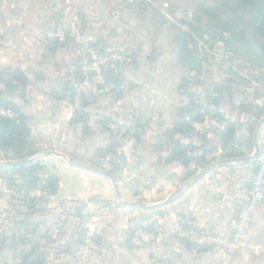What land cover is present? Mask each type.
<instances>
[{
	"label": "rangeland",
	"instance_id": "obj_1",
	"mask_svg": "<svg viewBox=\"0 0 264 264\" xmlns=\"http://www.w3.org/2000/svg\"><path fill=\"white\" fill-rule=\"evenodd\" d=\"M20 1L27 7L26 25L0 27L8 33L0 37V86L7 74L22 67L28 80L20 95L27 104L28 141L33 147L25 161L42 168L33 173L10 170L5 177L17 180L33 174L47 179L52 173L51 154L57 152L65 161L106 175L116 188L138 190V205L147 211L154 208L160 217V223H143L155 228L149 231L153 241L134 247L145 250L162 242L165 198L193 195L196 178L206 176L214 183L203 187L205 194L221 195L227 185L233 195L244 199L236 200V225L230 232L203 229L200 233L230 245L231 252L213 245L225 260L239 258L247 248L263 253L264 230L255 221L264 210V37H253L247 28L250 44L231 37L230 44L222 41L217 21L200 11L202 2L222 0H58L54 11L50 5L55 0ZM199 13L202 18L196 19ZM57 32L64 41L56 40L60 44L54 48L50 36ZM4 90L13 98V89ZM85 103L89 108L83 107ZM193 103L202 106L195 115L190 113ZM191 115L201 117L200 121ZM183 118L191 131L188 126L175 129ZM221 118L235 122L244 156H231L217 141L216 131L225 129ZM252 133L259 151L257 166L244 161L256 153L255 147L246 146ZM173 140L198 147L188 154L206 160H193L178 173L180 160L168 163L164 157L175 148ZM29 157L33 159L28 161ZM2 159L18 164L19 157L10 153ZM169 180L186 182L181 191L164 194ZM108 204L96 200L86 205L90 212L101 213L111 210ZM181 213L194 227L193 214ZM136 227L130 229V240ZM176 229L181 239L196 243L179 233L181 229L192 236L196 230Z\"/></svg>",
	"mask_w": 264,
	"mask_h": 264
},
{
	"label": "crops",
	"instance_id": "obj_2",
	"mask_svg": "<svg viewBox=\"0 0 264 264\" xmlns=\"http://www.w3.org/2000/svg\"><path fill=\"white\" fill-rule=\"evenodd\" d=\"M56 1L50 5L51 11L56 10ZM22 4L20 0H0V18L3 17L0 27L26 25L27 7ZM7 34L0 30V37L5 38ZM18 67L22 69L20 65ZM18 104L29 117L26 102L19 101ZM67 106L66 103L62 107ZM63 112H60L62 116ZM183 121L186 120L183 118ZM135 125L139 127V123ZM261 138L264 140L263 134ZM254 144L256 149V136ZM134 154L138 155L137 152ZM6 155L0 151V264H264V252L256 254L252 250V253L250 248L230 261L212 245L203 248L195 243V247L189 248L182 242L176 229L180 226L181 211L193 214L191 220L199 230L218 233L221 229L230 232L235 228V203L244 196L233 195L227 185L221 195L205 194L203 187L214 183L206 176H200L195 182L193 195L171 194L165 198L162 242L145 250H135L130 229L148 221L160 223L154 208L147 211L138 205V190L116 188L106 175L80 168L65 161L60 153L53 152L49 169L51 175L57 177L55 193L43 194L38 189L28 192L27 188L17 191L4 175L17 164L1 161ZM32 159L30 157L28 161ZM22 163H26L25 159L18 160V164ZM182 168L181 165L178 167V173H182ZM185 182L169 180L163 186V193L174 189L181 191ZM17 183L21 185L23 181L19 179ZM96 200L109 203L111 210L90 212L86 204ZM80 207L84 210L77 209ZM255 225L264 230V210L257 214Z\"/></svg>",
	"mask_w": 264,
	"mask_h": 264
},
{
	"label": "trees",
	"instance_id": "obj_3",
	"mask_svg": "<svg viewBox=\"0 0 264 264\" xmlns=\"http://www.w3.org/2000/svg\"><path fill=\"white\" fill-rule=\"evenodd\" d=\"M200 11L201 14L206 15L211 21H217L216 25L219 26L223 32L218 37H220L222 41L226 40L227 44H230V37L241 44H250V41L247 38V28L253 32V37H264V0H222L214 4L204 1L200 5ZM201 14H196L195 18L201 19ZM226 36L229 37L226 38ZM58 43V41H51L50 46L55 48L56 46H59L60 43ZM253 54L256 55V53ZM7 75V80L2 79L4 86H0V109L11 111L13 115L10 116L0 114V149L7 154L12 153L15 156H18L19 159H25V157L29 156L27 154L32 153L33 147L28 141V137L30 135V128L28 126L29 118L25 115L22 106H20L18 102H26L24 99H21L20 90L23 91L26 89V86L24 85L27 84L28 79L25 72L19 68ZM14 83H17L19 86H13ZM4 88L8 90H14L13 98H10L7 95ZM85 104L83 107L88 105ZM193 105L194 108L190 113L195 115V113H197V111H199L202 106L198 105L197 103H193ZM209 113L217 118L221 117L218 111H210ZM194 115H191V117L194 120L200 121L201 117H195ZM221 121L225 125V129L216 131L215 136L217 141L223 144L224 150L228 151L231 156H244L238 147L239 142H237L238 139L236 138L235 134V122L227 119L223 120L222 118ZM187 126L191 131L192 128L187 121L177 124L175 129H182L183 127ZM254 136V133H252L249 138H247L248 141L246 146H255ZM172 137L175 138L176 135L173 134ZM173 143L175 144V148H167L168 152L166 151V154L164 155L168 163H172L174 161L178 162L180 160L179 164L187 168L193 160L196 162H202V160H206L203 157L193 158L188 154V151H198V147L189 146L188 144L183 146V144H178L177 140H173ZM228 144H232V147H226ZM32 155L33 154H31V156ZM251 163H254L256 166L258 165L256 164L258 163L256 160L252 161ZM40 168H42L40 163L37 164L35 161H32L14 165L11 167V170H19L18 173H25V171L33 173L38 171ZM32 175L29 176L30 178H27L24 175L23 177L19 178L23 181L21 185H18L17 183L19 179L16 180L12 176H8L7 181L9 182L10 186L17 191H23L24 188H27L28 192L38 189L40 193L43 194L49 195L55 193L57 182L56 176L50 174L51 176L45 179L40 178L39 176L33 177ZM30 184H33L34 186L30 187ZM182 219L183 220L180 219V226H183L187 229L193 228L197 232L202 231L195 226L191 227V225H188L187 222H185L186 219H184V217ZM136 229H142L148 232H154L155 230L153 226H146L143 224L137 225ZM182 242L185 243V245L189 248L195 247V244L189 240H182Z\"/></svg>",
	"mask_w": 264,
	"mask_h": 264
},
{
	"label": "built area",
	"instance_id": "obj_4",
	"mask_svg": "<svg viewBox=\"0 0 264 264\" xmlns=\"http://www.w3.org/2000/svg\"><path fill=\"white\" fill-rule=\"evenodd\" d=\"M50 40L52 41H56L58 40L59 42H62L64 41V37L62 35L61 32H57V33H53L51 34L50 36ZM4 111H7V110H4V109H0V114L2 115H10L12 114L11 111H7V112H4ZM244 212H246V210H248V208H245L244 207ZM245 218V216L241 217L242 219V222H241V228L243 230V228L246 227V221L243 220ZM179 233H182L183 236H189V238H193L194 239V242L200 244V245H209V246H213L214 244H216L217 246H220L222 248H225V249H229V251H233L232 248L230 247V245H228V243L223 240V241H217L215 239H212L210 236H206V237H203V234H201L200 232H197V231H191V235H186V233L183 232V230L180 229ZM155 238H154V234L153 233H150L146 230H142V229H136L133 231L132 233V236H131V243L134 247H139V248H143L144 246H146L147 243L153 241ZM88 244H90L89 242V236H88V240H87Z\"/></svg>",
	"mask_w": 264,
	"mask_h": 264
},
{
	"label": "water",
	"instance_id": "obj_5",
	"mask_svg": "<svg viewBox=\"0 0 264 264\" xmlns=\"http://www.w3.org/2000/svg\"><path fill=\"white\" fill-rule=\"evenodd\" d=\"M258 154H259V151H258V149L256 150V153L250 158H246V159H244V161H249V160H253V159H255L257 156H258ZM200 178V176L198 177V178H196V180L197 179H199Z\"/></svg>",
	"mask_w": 264,
	"mask_h": 264
}]
</instances>
